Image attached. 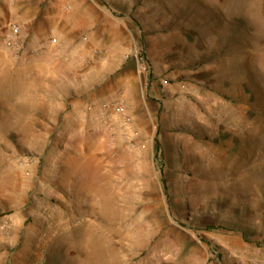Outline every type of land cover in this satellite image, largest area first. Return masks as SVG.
Segmentation results:
<instances>
[{
    "label": "rangeland",
    "instance_id": "rangeland-1",
    "mask_svg": "<svg viewBox=\"0 0 264 264\" xmlns=\"http://www.w3.org/2000/svg\"><path fill=\"white\" fill-rule=\"evenodd\" d=\"M0 264H264V0H0Z\"/></svg>",
    "mask_w": 264,
    "mask_h": 264
},
{
    "label": "built area",
    "instance_id": "built-area-1",
    "mask_svg": "<svg viewBox=\"0 0 264 264\" xmlns=\"http://www.w3.org/2000/svg\"><path fill=\"white\" fill-rule=\"evenodd\" d=\"M22 30L18 25L13 26L10 36L8 37V41L10 44L16 43V38L20 36Z\"/></svg>",
    "mask_w": 264,
    "mask_h": 264
}]
</instances>
